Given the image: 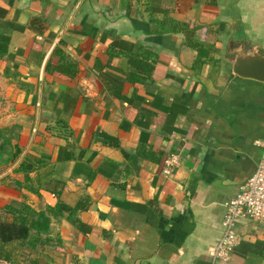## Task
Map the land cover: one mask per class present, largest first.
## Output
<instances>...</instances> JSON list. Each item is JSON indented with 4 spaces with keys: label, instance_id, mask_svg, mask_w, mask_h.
<instances>
[{
    "label": "crops",
    "instance_id": "0c3cea01",
    "mask_svg": "<svg viewBox=\"0 0 264 264\" xmlns=\"http://www.w3.org/2000/svg\"><path fill=\"white\" fill-rule=\"evenodd\" d=\"M255 46L264 0H0V126L20 149L0 221L6 204L68 206L0 264H264V218L210 256L264 137V81L231 68ZM25 155L43 160L36 191L12 170Z\"/></svg>",
    "mask_w": 264,
    "mask_h": 264
},
{
    "label": "trees",
    "instance_id": "16d2710c",
    "mask_svg": "<svg viewBox=\"0 0 264 264\" xmlns=\"http://www.w3.org/2000/svg\"><path fill=\"white\" fill-rule=\"evenodd\" d=\"M14 135L11 127L0 126V149L7 153V157L4 160L8 163L13 162L20 152L17 144L11 142V138ZM42 161L39 157L35 158L25 155L12 168L13 171L22 173L23 185L29 190L36 191L29 183L31 177L28 173L42 165ZM15 183L17 185L20 184L18 181H15ZM44 184L42 186H45ZM53 192L57 196L59 190H53ZM76 207L74 205L73 208ZM61 209H68V206L59 200L53 205L46 204L43 208L37 209L25 202H20L17 206L4 205V210L11 217L9 220L0 221V249L2 244L13 241L18 245L25 244L32 247L37 244L47 243L49 240L50 218L60 214Z\"/></svg>",
    "mask_w": 264,
    "mask_h": 264
},
{
    "label": "built area",
    "instance_id": "2783aa9c",
    "mask_svg": "<svg viewBox=\"0 0 264 264\" xmlns=\"http://www.w3.org/2000/svg\"><path fill=\"white\" fill-rule=\"evenodd\" d=\"M259 146V156L253 171L238 184L235 193L224 202L221 232L210 247L212 260H227L239 239L236 222L244 217L264 218V137L255 139ZM178 163L175 153H167L163 158L162 171L170 174Z\"/></svg>",
    "mask_w": 264,
    "mask_h": 264
},
{
    "label": "water",
    "instance_id": "95a60500",
    "mask_svg": "<svg viewBox=\"0 0 264 264\" xmlns=\"http://www.w3.org/2000/svg\"><path fill=\"white\" fill-rule=\"evenodd\" d=\"M231 68L238 75L264 81V47L255 46L250 53L236 54Z\"/></svg>",
    "mask_w": 264,
    "mask_h": 264
},
{
    "label": "rangeland",
    "instance_id": "374dc122",
    "mask_svg": "<svg viewBox=\"0 0 264 264\" xmlns=\"http://www.w3.org/2000/svg\"><path fill=\"white\" fill-rule=\"evenodd\" d=\"M6 157L7 153L0 149V168H4L8 164V162L4 160Z\"/></svg>",
    "mask_w": 264,
    "mask_h": 264
}]
</instances>
